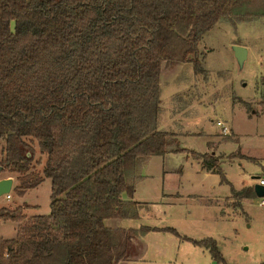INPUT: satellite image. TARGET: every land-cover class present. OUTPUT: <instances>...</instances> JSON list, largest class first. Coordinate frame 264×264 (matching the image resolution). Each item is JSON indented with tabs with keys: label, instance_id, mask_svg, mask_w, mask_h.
<instances>
[{
	"label": "trees",
	"instance_id": "1",
	"mask_svg": "<svg viewBox=\"0 0 264 264\" xmlns=\"http://www.w3.org/2000/svg\"><path fill=\"white\" fill-rule=\"evenodd\" d=\"M259 17L264 0H0V164L17 173L19 194L50 179L48 214L27 217L26 203L3 213L17 228L0 238V264H119L152 230L222 260L211 237L105 220L138 217L134 185L149 157L186 151L159 128L162 65L199 72L208 30ZM199 158L229 184L216 157ZM230 191L255 196L251 186Z\"/></svg>",
	"mask_w": 264,
	"mask_h": 264
},
{
	"label": "rangeland",
	"instance_id": "2",
	"mask_svg": "<svg viewBox=\"0 0 264 264\" xmlns=\"http://www.w3.org/2000/svg\"><path fill=\"white\" fill-rule=\"evenodd\" d=\"M234 45L247 50L241 67ZM198 49L201 71L185 62L163 64L160 73L159 128L193 131L179 136V145L186 151L152 156L142 164L140 174L144 175L138 179L136 196L146 203L138 207L136 219L120 221L135 229L142 224L171 227L195 240L211 237L222 260L169 230H152L137 237L129 249L130 259L119 264L264 261V196H232L230 185L218 173L202 168L199 160L201 155L216 157L221 173L237 189L264 175V17L235 24L220 21L202 36ZM217 121L229 131L223 133ZM2 147L0 141V160ZM34 148L33 165L41 172L45 156ZM209 148L211 152H206ZM0 167V179H13L10 197L0 196V238L10 239L17 223L3 213L26 203L25 216L48 214L50 179L44 177L19 194L13 190L18 185L17 173ZM115 220L107 219L105 224L113 226Z\"/></svg>",
	"mask_w": 264,
	"mask_h": 264
},
{
	"label": "crops",
	"instance_id": "3",
	"mask_svg": "<svg viewBox=\"0 0 264 264\" xmlns=\"http://www.w3.org/2000/svg\"><path fill=\"white\" fill-rule=\"evenodd\" d=\"M218 122V121H217ZM159 124H160V122H159ZM181 125V124H180ZM184 125H182V127H183ZM228 127V126H227ZM160 129H165V128H160ZM229 129V128H228ZM182 130V131H181ZM181 130H175V129H169V130H166L165 129V131H168V132H171V133H174L175 135H176V138L177 139H179V136H180V134H182L183 135V133L184 134H193V131H191V130H189V129H186V128H182ZM208 151H210V148L206 151V152H208ZM211 152V151H210ZM169 153H174V152H168V153H166V154H169ZM213 153V152H212ZM165 155V154H164ZM156 156H163V155H156ZM152 157V156H151ZM151 157H149L148 158V160L151 158ZM200 160V162H201V159H199ZM207 171V170H206ZM143 175L144 174H142L141 175V177L140 178H142L143 177ZM139 178V179H140ZM254 179H256V177H254ZM227 180V179H226ZM228 181V180H227ZM229 182V181H228ZM138 180L135 182V185H134V193H133V196H132V200H134V201H137L138 202V207L139 206H141V204L142 203H146V201H144V200H141V199H138L137 198V196H136V191H137V186H138ZM246 183V182H245ZM244 183V185L241 187V188H239V189H237L236 187H234V185H232L230 182H229V185H230V187L232 186L235 190H240V189H242V188H244V187H248V186H251L252 188H253V186H252V184L253 183H255V180L252 182V183H249V184H245ZM254 185V184H253ZM231 192V191H230ZM231 194V193H230ZM232 195V194H231ZM230 196V195H229ZM124 199H127V196L126 195H124ZM151 203H149V202H147V206L148 205H150ZM134 219H136V218H117L115 221H113L112 223H111V225H113V226H118V227H124V228H133V226H131V225H129L130 223H123V221H120V220H134ZM128 222H130V221H128ZM133 225V224H132ZM143 225V224H142ZM135 243H136V240L134 241V243H132V246L133 245H135ZM141 245V244H140ZM141 248H142V246H141ZM140 248V249H141ZM131 253V252H130ZM130 257H131V254H130ZM137 257V256H136ZM130 259V258H129Z\"/></svg>",
	"mask_w": 264,
	"mask_h": 264
},
{
	"label": "water",
	"instance_id": "4",
	"mask_svg": "<svg viewBox=\"0 0 264 264\" xmlns=\"http://www.w3.org/2000/svg\"><path fill=\"white\" fill-rule=\"evenodd\" d=\"M232 50L238 65L241 67L246 58V48L240 45H234L232 47ZM12 185L13 179L11 177L0 179V196L8 194L11 191ZM253 190L256 196H264V186L258 183H254Z\"/></svg>",
	"mask_w": 264,
	"mask_h": 264
},
{
	"label": "built area",
	"instance_id": "5",
	"mask_svg": "<svg viewBox=\"0 0 264 264\" xmlns=\"http://www.w3.org/2000/svg\"><path fill=\"white\" fill-rule=\"evenodd\" d=\"M218 125H220L222 127V131L223 133H227L229 131L228 127L226 125H224V123H222L221 121H218L217 122ZM255 183H258L262 186H264V175H261V176H258L256 179H255ZM6 198H9L10 195L9 193L5 195ZM264 201L262 200L261 201V204H263Z\"/></svg>",
	"mask_w": 264,
	"mask_h": 264
}]
</instances>
